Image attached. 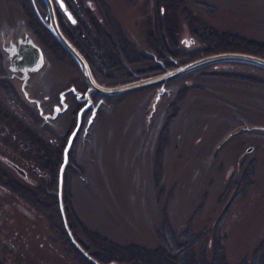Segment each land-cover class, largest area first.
<instances>
[{"label":"rangeland","instance_id":"1","mask_svg":"<svg viewBox=\"0 0 264 264\" xmlns=\"http://www.w3.org/2000/svg\"><path fill=\"white\" fill-rule=\"evenodd\" d=\"M55 3L67 26L78 22L87 31L112 32L119 40L120 50L107 69L95 64L106 85L174 66H167L149 46L157 0ZM39 11L45 18L47 9ZM177 16V38L189 47L197 44L192 20L264 41V0H183ZM31 26L20 0H0V42L3 36L20 37L29 30L43 48L45 63L38 72L50 86L30 90L48 92L54 102L70 84L85 91L73 57L40 40ZM158 65L163 68L155 70ZM166 86L169 90L155 108L158 85L105 97L90 123L92 111L85 110L64 175V205L76 238L88 244L86 248L80 242L90 254L115 246L136 264H164L178 256L181 264H214L218 258L228 264H264V130L243 128L264 125V67L219 61L177 76ZM66 101L69 109L58 125H48L19 80L0 67V166L40 191L50 184L34 175L43 143L62 150L63 137L77 124L81 103L73 92ZM9 160L23 167L30 181ZM57 189L42 192L51 203L44 212L0 186V264H96L69 238ZM97 235L103 240L98 242Z\"/></svg>","mask_w":264,"mask_h":264},{"label":"trees","instance_id":"2","mask_svg":"<svg viewBox=\"0 0 264 264\" xmlns=\"http://www.w3.org/2000/svg\"><path fill=\"white\" fill-rule=\"evenodd\" d=\"M24 9L27 11L32 20V30L35 35L54 46H58L64 51V47L55 38L49 28L43 23L38 16L32 0H20ZM40 10H45L44 0H36ZM183 0H157V13H156V29L151 30L149 46L159 58L164 59L167 66L175 65V60L178 59L181 62H185L191 59H195L204 55L236 50L243 52H250L264 56V41L248 38L236 32L222 31L207 25H199L196 21L192 20L191 32L197 38V44L194 46H187L180 43L177 38V32L179 27L177 12L182 5ZM60 24L65 33L71 38L72 41L81 49L89 60L93 69L95 64L101 66V70L105 71L107 66L113 61V55L119 52L118 48L119 40H115L114 33L112 32H94L93 30H85L81 23H70L67 26L62 17L59 16ZM99 27V25H97ZM117 35V34H116ZM79 37H82L84 44H81ZM169 38V39H168ZM67 52V51H66ZM68 53V52H67ZM162 65H158L156 69L161 70ZM131 75L132 72H131ZM33 138H36L35 133L26 128ZM63 153L61 149L54 147L50 144L43 143L38 158L41 163L40 169L34 171L35 177H45L50 181L49 187L46 190L41 186H32L31 183L19 182L11 176L5 169L0 166V186L7 188L15 192L20 198L28 201L39 211H48L51 209V203L44 199L43 193L47 195L52 194L58 188L59 183V170L62 162ZM68 173V169H67ZM32 175V174H31ZM32 177L28 176L23 178L24 181H30ZM66 184V182H65ZM57 197V196H56ZM67 196L65 202L68 204ZM57 204V202H55ZM67 215L70 216L66 205ZM71 227H75L70 221ZM98 242L102 241L101 237L97 235ZM80 242L89 248L88 244L82 240ZM91 253L101 260L117 259L127 264L131 263L130 257L122 249H116L112 246L105 253L97 251H91ZM142 257V256H141ZM175 260H168L164 264H181L179 256L175 257ZM130 261V262H129ZM171 261V262H170ZM214 264H228L223 258H218L217 263Z\"/></svg>","mask_w":264,"mask_h":264},{"label":"water","instance_id":"3","mask_svg":"<svg viewBox=\"0 0 264 264\" xmlns=\"http://www.w3.org/2000/svg\"><path fill=\"white\" fill-rule=\"evenodd\" d=\"M32 2L38 16L41 18L44 24L49 28V30L59 41V43L77 62L88 86L85 92L79 90L76 86H70L64 89L63 91L60 92V103L55 106L54 112L45 113L43 107L40 104L41 100L31 96L30 86H26V82H25L26 80L24 81V77L25 79H28L27 77H31V79L33 80L38 70L45 63L43 48L35 40V38L33 37L32 33L29 30H24L22 32L19 39L13 42L14 46L10 48L5 47L7 59L9 62V67L11 70V76L17 80L23 79V83L21 85L22 92L24 93L25 97L29 100V102L38 103L40 114L46 119H48V117L56 118L59 113H62L68 109L69 103L66 101V99H67V94L70 92H74L78 100L86 101V103L79 109L77 124L75 128L72 130L69 139L64 147L63 159L59 170V183L57 189L59 206L62 213L64 226L67 230L69 238L75 244V246L83 252V254L86 257H88L96 264H123L116 260L104 263L96 259L92 254H90L76 238L69 224L67 213L65 210L64 175L67 165L70 164L69 151L71 146L73 145L77 133L80 130L84 111L89 107L93 108L92 114L89 118V123H90L95 117L97 109L99 108L101 102L105 97L118 96L140 88L159 85L157 93L152 101V106L153 108H155L158 100L161 97V94L169 90V88L166 86L167 82L177 76H180L186 72H189L201 66L219 61H225V60L245 61L264 67V56L250 52H243L236 50L221 51V52L204 55L186 62L178 63L173 67H166L162 71H159L154 74H149L147 76H141L135 80H129L116 85H106L97 81L87 57L61 27L56 9L55 0H44L47 9V15L45 18L41 15L36 0H32ZM17 70H22V73L18 74L16 72ZM92 93L101 96V98L97 103H94L92 98ZM243 128L264 130V125H245L243 126ZM249 150H251V147L249 148ZM9 162L19 172V174L22 177L25 178L27 177L28 174L23 167L19 166L17 163H15L12 160H9Z\"/></svg>","mask_w":264,"mask_h":264},{"label":"flooded vegetation","instance_id":"4","mask_svg":"<svg viewBox=\"0 0 264 264\" xmlns=\"http://www.w3.org/2000/svg\"><path fill=\"white\" fill-rule=\"evenodd\" d=\"M68 12V11H67ZM69 17H70V19L72 20V21H75L74 19H73V17H71V15H69ZM19 34H12V35H10V36H3L2 37V41L0 42V67H2V69H4L5 70V72L7 73V71L9 72V73H11V70H10V67H9V63H8V61H7V55H6V53H5V50H4V48L5 47H12V46H14V44H13V42L14 41H16L18 38H19V36H18ZM6 40V42H7V40H8V42H7V44H5L4 43V41ZM9 44V45H8ZM8 45V46H7ZM5 46V47H4ZM93 69V68H92ZM18 74H20V73H22V70H17L16 71ZM93 72H94V74H95V77H96V79H97V81H99L100 83H102V84H105L106 82L105 81H102L99 77H97V75H96V73H95V70L93 69ZM3 73V72H2ZM29 73H30V71H29ZM5 74V73H4ZM39 75H41V73H37L36 74V77H34V79L32 80L31 79V77H27L28 79H25V77H24V81L26 82V86H50V84L48 83V81L46 82V80H44L43 78H41L42 76H39ZM83 76V75H82ZM1 78H3V76L1 77ZM83 79H84V77H83ZM6 80H8V81H11L12 83H13V80L11 79V78H6ZM19 80V82H20V86L22 85V83H23V79H18ZM35 80V81H34ZM84 82H85V86H88L87 85V83H86V81H85V79H84ZM15 83V82H14ZM32 84V85H31ZM16 86H18V84H16ZM69 86H77V85H75V84H70ZM31 92H32V94H33V92L35 93L34 94V96L37 98V99H40L41 100V106L43 107V109H44V111H45V113H53L54 112V108H55V106L57 105V104H59L60 102V100L58 101V102H54V100H52V98H51V94L50 93H48V92H41V93H37L36 94V89H35V91H33L32 89H31ZM83 92H85V91H83ZM71 93V92H70ZM74 93V92H73ZM69 94V93H68ZM75 94V93H74ZM75 96H76V94H75ZM97 96H99V95H96V94H92V98H93V101H94V103L96 102L95 101V98H97ZM100 97V96H99ZM76 99H77V96H76ZM80 103H81V106L79 107V109L82 107V105H84L85 103H86V101H80ZM35 105H36V107H37V109H38V111H39V113H40V109H39V105H38V103H35ZM68 109H69V107H68ZM67 109V110H68ZM88 109H90V111H92V107H89ZM66 110V111H67ZM87 110V109H86ZM66 111H64V112H62V113H60L56 118H54V119H51L50 117H48V119H46L45 117H43L44 118V121L46 122V123H48V125H53L54 127L55 126H57L58 125V121H57V119L59 118V116L60 115H62V114H64ZM78 113V112H77ZM84 113H85V111H84ZM84 113H83V117H84ZM41 115V114H40ZM47 120V121H46ZM77 121V120H76ZM55 123H56V125H55ZM82 125H83V122H82ZM82 125H81V127H80V130L82 129ZM80 130H79V132H80ZM79 132L77 133V135H76V137H75V139H74V142H73V145H72V148H73V146L75 145V142H76V140H77V136H78V134H79ZM70 134H71V131L69 132V134H66V136H64L63 137V139H64V142H63V146H62V153H63V151H64V147H65V145H66V143H67V141H68V139H69V136H70ZM82 139V138H81ZM250 147H252L253 148V146H250ZM248 149V148H247ZM249 150V149H248Z\"/></svg>","mask_w":264,"mask_h":264}]
</instances>
